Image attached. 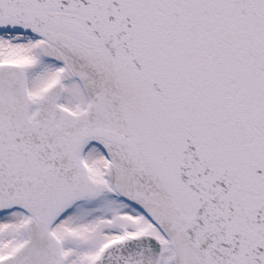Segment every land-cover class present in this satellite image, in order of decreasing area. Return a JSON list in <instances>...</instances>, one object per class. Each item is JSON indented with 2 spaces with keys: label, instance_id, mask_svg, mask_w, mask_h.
<instances>
[{
  "label": "snow or ice",
  "instance_id": "6c2138e0",
  "mask_svg": "<svg viewBox=\"0 0 264 264\" xmlns=\"http://www.w3.org/2000/svg\"><path fill=\"white\" fill-rule=\"evenodd\" d=\"M0 264H264V0H0Z\"/></svg>",
  "mask_w": 264,
  "mask_h": 264
}]
</instances>
